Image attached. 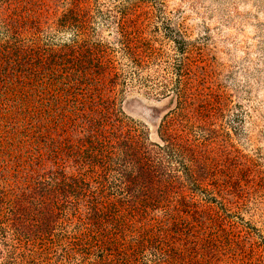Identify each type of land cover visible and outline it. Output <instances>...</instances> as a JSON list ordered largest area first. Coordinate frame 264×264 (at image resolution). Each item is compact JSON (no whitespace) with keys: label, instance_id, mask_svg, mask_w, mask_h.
<instances>
[{"label":"trees","instance_id":"16d2710c","mask_svg":"<svg viewBox=\"0 0 264 264\" xmlns=\"http://www.w3.org/2000/svg\"><path fill=\"white\" fill-rule=\"evenodd\" d=\"M72 6L62 16L74 32L70 40L42 43L40 34L29 44L24 40L4 50L5 58L0 55V245L19 264H70L75 259V264H177L186 251L176 252L169 227L188 225L189 216L209 207L200 227L208 223L204 238L212 247L224 241L225 249L238 252L234 231L227 232L224 224L230 213L223 206L210 208L206 176L198 172H208V166L189 130L194 126L181 85L184 61L170 71L176 81L164 78L152 62L156 51L151 46L143 50L146 38L134 30L119 34L118 43L127 51L122 60L110 56L92 41L93 12ZM28 13L29 19L19 23L24 30L41 18L36 11ZM135 87L177 97L178 106L160 123L158 143L150 142L120 107V94ZM24 94H30L24 108L33 111L23 109L27 118L21 119L13 103ZM47 99L53 100L54 110H42ZM39 137L44 146L34 145ZM43 150L50 163L37 159ZM140 212L150 217L142 228L137 225ZM125 229L137 239L134 244L125 242ZM260 248L251 243L239 252Z\"/></svg>","mask_w":264,"mask_h":264},{"label":"rangeland","instance_id":"374dc122","mask_svg":"<svg viewBox=\"0 0 264 264\" xmlns=\"http://www.w3.org/2000/svg\"><path fill=\"white\" fill-rule=\"evenodd\" d=\"M72 4L93 12L92 41L108 50V55L122 60L127 51L118 43L119 34L134 30L146 38L143 50L151 46L156 51L152 62L160 67L161 76L174 82L170 71L180 69L182 60L186 65L181 85L191 103L190 125L194 127L189 130L193 142L204 149L201 162L208 166L207 174L200 168L198 172L206 176L203 187L211 193L210 208L219 211L223 206L229 211L224 224L227 232L234 231L233 247L238 252L225 249L229 245L224 241L212 247L204 238L208 223L200 227L207 222L208 207L206 213L189 216L188 225L169 227L176 252L186 251L176 258L177 264L187 255L193 257L186 264H264V0H27L26 4L0 0V55L5 58L4 50L29 44L40 34L42 43L70 40L74 32L64 26L62 16ZM29 11H36L41 18L24 30L19 23L22 25L25 16L29 19ZM9 25L14 27L12 31L5 30ZM33 25H39L42 33ZM25 94L23 100L16 98L21 108L13 103L14 114L21 119L27 118L23 109L31 110L24 108L30 95ZM120 96V107L129 121L143 128L150 142H160V123L178 106L177 97L160 95L150 87L125 88ZM41 108L54 110L53 100H45ZM34 145L44 146L40 137ZM43 153L37 159L50 163V156ZM140 214L136 224L142 228L150 217ZM217 224L220 226V220ZM125 236L127 244L137 241L129 230L125 229ZM251 243L262 248L239 252ZM216 249L220 255L216 256ZM12 257L9 249L0 245V264H19ZM75 263L76 259L70 262Z\"/></svg>","mask_w":264,"mask_h":264}]
</instances>
